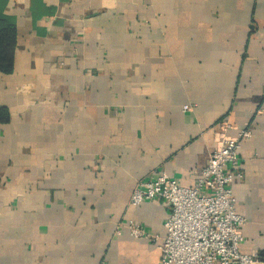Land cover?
I'll use <instances>...</instances> for the list:
<instances>
[{
  "label": "crops",
  "instance_id": "crops-1",
  "mask_svg": "<svg viewBox=\"0 0 264 264\" xmlns=\"http://www.w3.org/2000/svg\"><path fill=\"white\" fill-rule=\"evenodd\" d=\"M0 18L16 38L0 264H159L157 242L116 231L165 235L160 200L129 203L135 182L192 186L244 124L239 250L264 257V0H0Z\"/></svg>",
  "mask_w": 264,
  "mask_h": 264
},
{
  "label": "built area",
  "instance_id": "built-area-1",
  "mask_svg": "<svg viewBox=\"0 0 264 264\" xmlns=\"http://www.w3.org/2000/svg\"><path fill=\"white\" fill-rule=\"evenodd\" d=\"M251 134L248 124L235 136L219 134L207 163L190 187L179 185L164 172L138 179L129 203L136 206L160 200L168 209L165 235H153L133 220L117 223V233L124 226L134 238L157 242L159 264H264L258 251L239 250L246 218L236 210L232 189L234 182L243 178L240 141Z\"/></svg>",
  "mask_w": 264,
  "mask_h": 264
},
{
  "label": "trees",
  "instance_id": "trees-1",
  "mask_svg": "<svg viewBox=\"0 0 264 264\" xmlns=\"http://www.w3.org/2000/svg\"><path fill=\"white\" fill-rule=\"evenodd\" d=\"M15 28L0 18V70L10 72L13 68L15 49ZM9 111L0 106V123L9 121Z\"/></svg>",
  "mask_w": 264,
  "mask_h": 264
}]
</instances>
